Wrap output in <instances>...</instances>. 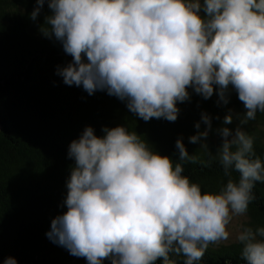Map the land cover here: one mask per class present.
<instances>
[{
  "label": "trees",
  "instance_id": "1",
  "mask_svg": "<svg viewBox=\"0 0 264 264\" xmlns=\"http://www.w3.org/2000/svg\"><path fill=\"white\" fill-rule=\"evenodd\" d=\"M191 2L0 0V264H264V0Z\"/></svg>",
  "mask_w": 264,
  "mask_h": 264
},
{
  "label": "rangeland",
  "instance_id": "2",
  "mask_svg": "<svg viewBox=\"0 0 264 264\" xmlns=\"http://www.w3.org/2000/svg\"><path fill=\"white\" fill-rule=\"evenodd\" d=\"M201 0H192L190 9L197 17ZM248 217L242 213L231 196H224L211 208L197 225L201 239L215 246L238 242L246 232Z\"/></svg>",
  "mask_w": 264,
  "mask_h": 264
}]
</instances>
